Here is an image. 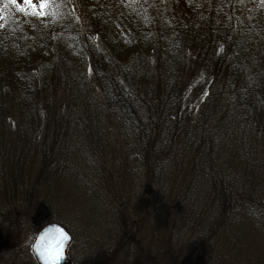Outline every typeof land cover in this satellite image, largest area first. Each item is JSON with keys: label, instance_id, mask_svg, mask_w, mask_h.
<instances>
[{"label": "trees", "instance_id": "1", "mask_svg": "<svg viewBox=\"0 0 264 264\" xmlns=\"http://www.w3.org/2000/svg\"><path fill=\"white\" fill-rule=\"evenodd\" d=\"M74 2L82 7L67 17L74 33L50 3L11 0L0 10V236L7 248L22 221L35 232L51 221H90L97 191L79 176L71 189H58L75 160L76 173L90 167L109 182L97 202L111 209L110 224L102 221L110 238L87 257L91 264H264V189H241L236 178L224 185L229 166L254 171L255 153L264 154V0ZM72 50L75 69L90 77L81 84L70 75L67 84L103 109L93 133L132 144L86 138L83 153L69 142L61 124H73V107L59 89L64 52ZM160 88L168 100L181 94L168 119ZM224 148L234 160L221 172ZM184 156L189 184L171 175L168 187L165 173Z\"/></svg>", "mask_w": 264, "mask_h": 264}, {"label": "rangeland", "instance_id": "2", "mask_svg": "<svg viewBox=\"0 0 264 264\" xmlns=\"http://www.w3.org/2000/svg\"><path fill=\"white\" fill-rule=\"evenodd\" d=\"M10 1L11 0H0V10L8 7ZM37 1L39 3L41 2L42 5H46V7L50 3L51 8L55 11L56 14H58L57 16L61 19H64V21L66 22L65 25L67 24L68 27H71L69 29L70 31L68 32L69 33L75 32V29H74L75 25L73 23H70L67 17L80 14V12L82 11V7L80 4H75L74 0H37ZM84 15H86L84 16L85 19H88L89 15L87 16V14L85 13ZM69 20H71V18H69ZM84 21H88V20H84ZM84 21H83V25L85 23ZM66 45L69 46L70 45L69 42H67ZM73 51L76 54V56H78L75 50L69 51L68 53L64 52V56H65L64 59L68 63L67 65H65V68L62 69V76H63L62 86L63 87L59 89L60 95L64 97V99H66V101H68V103H70V105L73 107V108H70L71 109L70 111L73 117V124L69 125V123H65V122H62L61 124V126L65 128V134H67V137H68V134L70 135L69 142L75 141L77 145L76 148L80 149L83 153H88V151L85 150V148L87 147L85 143L88 142V140H85L86 138L94 139L98 137L104 140L115 139L117 142L132 144V142H135L134 140H129V139L125 140L124 138L118 137V136L115 137V135L111 133L105 134L106 136H101V134L99 133H93L95 129L97 130L98 124L101 125V123L103 122L101 119V117L103 116V113H102L103 109H101L97 105V103L92 98L91 93L89 92L82 93L81 90L79 91L78 89H75L73 86L67 84L70 78V75L71 76L74 75L75 79H77V81L81 84L85 83L86 76L90 77L84 71V69L80 67V65L78 66V69H75V63L74 61L71 60ZM60 66H63V64H60ZM140 87L142 91L144 92L145 89L142 86ZM159 90H160V96H161L160 106L163 107V109L165 108L164 117L168 119L177 113L179 105L176 104L177 100L175 98L181 101L180 99L181 94L173 96L170 100H168L167 96H168L169 90L163 89V88H160ZM138 92L139 94L143 93L141 91H138ZM188 93H189V89H188ZM187 105L188 107L183 108V109L186 112H189V104ZM111 117H114V115H111ZM142 119L145 120L146 116L145 115L142 116ZM114 123L115 122L112 120L109 123V125L114 124ZM107 127L108 125L106 126V128ZM164 127L165 126H163V128ZM176 128H177V125L174 124L172 131L169 133V130L166 127V135L167 134L172 135L173 131H175ZM188 137L190 138L191 136L188 135ZM168 138H171V136L169 135ZM161 140H162L161 138L158 139V141H161ZM235 145L238 146L239 144H237L235 141ZM170 149H171L170 153L177 152L176 147L172 146ZM188 153L190 156L191 152L188 151L187 155ZM255 155L259 158L258 166L257 168L253 166L254 171H248V173H246V171L242 169L241 167L235 168L233 166H229L230 164L229 162L231 160H234L233 153H230L229 151L225 152V148H224L218 156V157H221L220 158L221 161L218 164L217 170H221V172H223V166L225 167L227 165L229 166L230 169L234 168L230 172L232 178L229 177L230 180L228 181L224 180V185H229L231 181L235 180L236 178L238 183L243 179L242 184H241V189H264V154L255 153ZM189 156L188 157L184 156L183 161L180 163V168L178 166H175L174 167L175 170L173 169L165 173L164 183L168 187L170 186V180L168 179L170 178L171 175L176 177L177 178L176 180L181 185H183V182L189 184V176H185L183 174V171H187L189 169L188 168L189 158H190ZM205 160L206 158L203 157L202 161H205ZM33 162L34 160H32L31 164ZM67 162L69 164L68 159H67ZM208 164H209L208 162H203L202 165L205 170H208ZM74 165L77 166V164L75 163V160H72L71 165H69L70 168H67L71 177L68 181L61 179V181L63 182L58 187V189H71L70 188L71 182L73 181V179H77L76 177L79 176L80 178L81 177L84 178L83 183L85 185V189H95L97 191V195L95 198V202L89 203L90 213H88V215L85 217V220L91 217L88 223L84 224L82 221H75L74 223L69 222V224L71 225H65V224L64 225L70 230V232L73 235V238H74L73 231H75V235L77 237L78 249L76 250V253H75V258H77L76 264H91L90 263L91 260L87 259V257L91 258V256L93 255L92 256V259H93L95 255L90 254V253L98 251V250L103 251L107 248V245H108L107 242H108V239L110 238V235L106 236V234H104L103 227H104V223L106 224V222L110 224V217H111L112 212L110 208H106V207L98 205L97 199L102 197V192L100 189H103L102 187L104 184L99 181V176L96 174H93L90 167H89V170H80L76 173V170L78 169H74ZM113 170H115V173L117 172V168L114 163H113ZM242 173L245 174L243 178H242ZM105 178L107 179V176H105ZM207 178L209 180L211 179L210 176H208ZM208 179H206L207 185L210 184V181ZM78 181L80 182V185H81L82 179H78ZM30 183L33 184V179H31ZM47 183L49 184L48 178H47ZM137 183L138 181L136 182V184ZM108 185H109V182H107V184H104V188H107ZM59 210L60 212H65L62 209H59ZM21 223L23 224V226H21L19 230H17V233L14 234L12 237L14 240V243L12 246L13 248L11 249L7 248V245H5V241L7 239H4L2 236H0V264H36L34 257L32 255L30 244H29L31 237L34 234L33 225L30 223H27L26 221H22ZM185 229L186 228L182 229L181 236L185 234ZM1 232L2 230L0 228V233ZM70 255L72 259L73 252ZM225 262H228V261H225Z\"/></svg>", "mask_w": 264, "mask_h": 264}, {"label": "clouds", "instance_id": "3", "mask_svg": "<svg viewBox=\"0 0 264 264\" xmlns=\"http://www.w3.org/2000/svg\"><path fill=\"white\" fill-rule=\"evenodd\" d=\"M29 244L39 264H61L66 249L70 247V235L57 220L45 224L39 232L34 231Z\"/></svg>", "mask_w": 264, "mask_h": 264}, {"label": "water", "instance_id": "4", "mask_svg": "<svg viewBox=\"0 0 264 264\" xmlns=\"http://www.w3.org/2000/svg\"><path fill=\"white\" fill-rule=\"evenodd\" d=\"M50 223H53V222H50ZM45 226V225H44ZM43 226V227H44ZM42 227V228H43ZM41 228V229H42ZM40 229V230H41ZM39 230V231H40ZM65 230L66 231H68V229L65 227ZM38 231V232H39ZM68 233H69V235H70V245L72 244V241H73V237H72V235H71V233L68 231ZM33 254V253H32ZM34 256V255H33ZM34 258H35V260H36V262H37V264H39V262L37 261V259H36V257L34 256ZM72 262H71V259H70V257H69V247L66 249V251H65V256H64V260L61 262V264H71Z\"/></svg>", "mask_w": 264, "mask_h": 264}, {"label": "snow or ice", "instance_id": "5", "mask_svg": "<svg viewBox=\"0 0 264 264\" xmlns=\"http://www.w3.org/2000/svg\"><path fill=\"white\" fill-rule=\"evenodd\" d=\"M29 3H31V0H28ZM41 7H46V5H41Z\"/></svg>", "mask_w": 264, "mask_h": 264}]
</instances>
